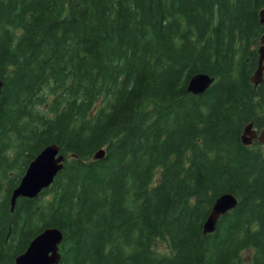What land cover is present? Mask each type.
I'll list each match as a JSON object with an SVG mask.
<instances>
[{"label": "trees", "instance_id": "1", "mask_svg": "<svg viewBox=\"0 0 264 264\" xmlns=\"http://www.w3.org/2000/svg\"><path fill=\"white\" fill-rule=\"evenodd\" d=\"M262 9L0 0V264L46 227L63 233L59 264H264V148L240 139L250 121L264 127V76L250 81ZM198 72L215 81L193 95ZM51 143L62 169L11 211L26 166ZM228 192L237 206L203 235Z\"/></svg>", "mask_w": 264, "mask_h": 264}, {"label": "water", "instance_id": "2", "mask_svg": "<svg viewBox=\"0 0 264 264\" xmlns=\"http://www.w3.org/2000/svg\"><path fill=\"white\" fill-rule=\"evenodd\" d=\"M260 22L264 23V10L260 11ZM258 54L259 59L257 68L250 77V81L254 86H257L263 80V36L260 39ZM213 81L214 77L207 73H195L189 78L186 91L193 95L202 94L210 87ZM3 85L4 82L0 78V94ZM240 139L244 145H250L255 139L264 144V128L257 132V130L253 128V121H250L243 128ZM104 155L105 150L101 148L94 152L93 158L101 159ZM64 160L65 157L60 152L58 144L51 143L42 148L28 163L19 184L11 192V211H13L15 202L19 197L33 198L43 189L49 187L53 183L58 172L62 169ZM237 204L238 199L234 194L228 192L219 195L215 199L203 223V235L212 233L216 228L220 216L233 210ZM62 240L63 233L58 227H46L30 240L23 252L15 256L14 264H59L61 258L59 247Z\"/></svg>", "mask_w": 264, "mask_h": 264}, {"label": "rangeland", "instance_id": "3", "mask_svg": "<svg viewBox=\"0 0 264 264\" xmlns=\"http://www.w3.org/2000/svg\"><path fill=\"white\" fill-rule=\"evenodd\" d=\"M156 249L159 251V253H167L168 252L167 245L162 241L157 242ZM246 254H247V252H244V255H246Z\"/></svg>", "mask_w": 264, "mask_h": 264}, {"label": "bare ground", "instance_id": "4", "mask_svg": "<svg viewBox=\"0 0 264 264\" xmlns=\"http://www.w3.org/2000/svg\"><path fill=\"white\" fill-rule=\"evenodd\" d=\"M3 79V78H2ZM4 86V85H3ZM3 89V88H2Z\"/></svg>", "mask_w": 264, "mask_h": 264}, {"label": "flooded vegetation", "instance_id": "5", "mask_svg": "<svg viewBox=\"0 0 264 264\" xmlns=\"http://www.w3.org/2000/svg\"><path fill=\"white\" fill-rule=\"evenodd\" d=\"M254 142H257V141H254Z\"/></svg>", "mask_w": 264, "mask_h": 264}]
</instances>
